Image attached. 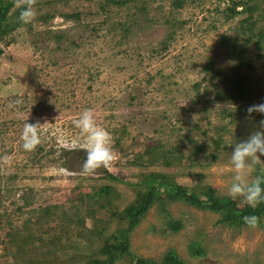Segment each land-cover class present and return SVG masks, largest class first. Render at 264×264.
Masks as SVG:
<instances>
[{"label":"rangeland","instance_id":"obj_1","mask_svg":"<svg viewBox=\"0 0 264 264\" xmlns=\"http://www.w3.org/2000/svg\"><path fill=\"white\" fill-rule=\"evenodd\" d=\"M246 1L255 6L253 31L232 14V0H33L34 19L0 38V264L99 257L105 238L126 227L120 213L149 170L227 196L229 145L264 119L247 111L264 102V0ZM18 4L26 0L12 12ZM86 108L114 152L94 173L82 171L84 139L73 125ZM26 121L42 124L31 152L21 147ZM262 172L255 165L249 179ZM104 185L112 191L99 196ZM220 217L157 202L131 232L130 249L158 260L175 248L187 264H264V218L250 228ZM193 241L202 256L191 254Z\"/></svg>","mask_w":264,"mask_h":264},{"label":"trees","instance_id":"obj_2","mask_svg":"<svg viewBox=\"0 0 264 264\" xmlns=\"http://www.w3.org/2000/svg\"><path fill=\"white\" fill-rule=\"evenodd\" d=\"M109 4L117 5L119 7L127 5L138 0H106ZM16 0H0V38L3 39L5 35L25 24L18 20L19 10L14 12L11 9L15 6ZM183 0H175L176 5H181ZM233 7L231 12L236 15L239 21L244 24L247 23L246 29L253 31L256 24L253 17V10L255 6L250 5L246 0H232ZM241 7V8H240ZM240 9V10H239ZM76 18L78 14L74 15ZM45 19V17H43ZM245 26V25H244ZM260 39H264V32L259 33ZM2 53L0 49V54ZM243 79H238V86L241 88ZM222 95V94H220ZM233 96V95H232ZM147 153L152 157V149ZM259 175H264L263 172ZM117 179L115 176L110 175ZM136 197L124 208L120 213L123 220L126 222V227L120 228L113 234L105 238L101 248L99 249V257L90 261H85L84 264H115L120 259L129 260V264H187L186 261L179 255L175 248H169L161 259L146 258L135 255L130 249V234L140 224L149 209L159 202L165 209L166 203L183 201L199 209L210 210L220 214V223L235 225L238 227L246 226L242 217L245 215L258 216L261 224L264 218V204L257 208H250L246 203L241 204L238 199H232L228 196L220 195L211 185L195 184L187 186L178 183L174 177L169 174L149 170L143 173L139 182L135 183ZM264 186V185H262ZM111 187L104 185L101 188L99 196L102 194H110ZM248 227V226H247ZM169 228L175 232L180 229V222L171 220ZM18 246V254L15 255L18 259L25 258V244ZM41 245L38 247L41 248ZM68 247V246H67ZM194 256H202L204 250L199 245L198 241H193L189 248ZM66 255L65 251H62ZM36 259H32L30 255V262L35 263Z\"/></svg>","mask_w":264,"mask_h":264},{"label":"clouds","instance_id":"obj_3","mask_svg":"<svg viewBox=\"0 0 264 264\" xmlns=\"http://www.w3.org/2000/svg\"><path fill=\"white\" fill-rule=\"evenodd\" d=\"M33 0H26V6L19 4L18 20L27 24L30 23L36 12L32 6ZM248 113L258 112L264 114V102L252 105L247 109ZM40 123L25 122L21 134V147L27 152L35 150L41 143L39 126ZM73 125L79 129L84 139V158L82 171L94 173L96 170L107 169L114 160L112 140L110 132L97 123L92 109L86 108L73 120ZM231 146L230 164L234 170L232 181L227 187V196L236 199L241 198L250 208H257L264 204V175H256L249 179L254 171V166L264 164L261 157L264 156V119L260 121V129L252 131L246 139L236 140ZM256 215H245L243 223L255 228L259 223Z\"/></svg>","mask_w":264,"mask_h":264}]
</instances>
